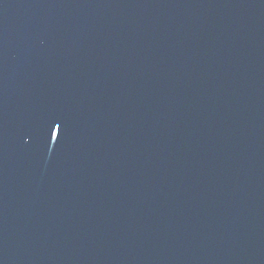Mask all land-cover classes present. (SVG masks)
Masks as SVG:
<instances>
[{"label":"water","instance_id":"1","mask_svg":"<svg viewBox=\"0 0 264 264\" xmlns=\"http://www.w3.org/2000/svg\"><path fill=\"white\" fill-rule=\"evenodd\" d=\"M0 264H264V0H0Z\"/></svg>","mask_w":264,"mask_h":264}]
</instances>
